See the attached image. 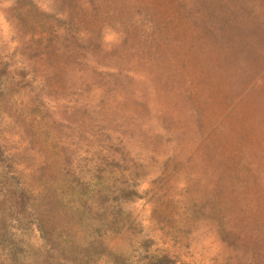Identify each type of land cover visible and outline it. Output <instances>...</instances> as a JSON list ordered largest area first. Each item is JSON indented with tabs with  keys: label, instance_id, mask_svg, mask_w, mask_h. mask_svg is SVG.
I'll use <instances>...</instances> for the list:
<instances>
[{
	"label": "rangeland",
	"instance_id": "1",
	"mask_svg": "<svg viewBox=\"0 0 264 264\" xmlns=\"http://www.w3.org/2000/svg\"><path fill=\"white\" fill-rule=\"evenodd\" d=\"M0 264H264V0H0Z\"/></svg>",
	"mask_w": 264,
	"mask_h": 264
}]
</instances>
